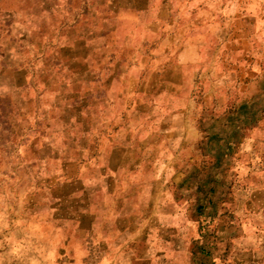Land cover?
Here are the masks:
<instances>
[{
  "label": "rangeland",
  "instance_id": "374dc122",
  "mask_svg": "<svg viewBox=\"0 0 264 264\" xmlns=\"http://www.w3.org/2000/svg\"><path fill=\"white\" fill-rule=\"evenodd\" d=\"M115 2L189 19L203 48L190 114L170 116L174 160L112 193L92 184L91 144L129 120L87 130L77 89L49 81L69 66L49 40L23 44V4L0 0V264H264V0ZM168 237L184 240L173 259Z\"/></svg>",
  "mask_w": 264,
  "mask_h": 264
},
{
  "label": "crops",
  "instance_id": "0c3cea01",
  "mask_svg": "<svg viewBox=\"0 0 264 264\" xmlns=\"http://www.w3.org/2000/svg\"><path fill=\"white\" fill-rule=\"evenodd\" d=\"M8 1L23 4L18 18L22 25L14 28L23 44L35 38L43 47L49 40L54 62L62 60L70 68V75L50 79L40 72L39 83L49 79L74 86L76 95L71 98L83 100L81 111L70 104L74 114H86L88 118L124 115L129 120L115 128L104 126L103 130L114 136L91 144L92 149L98 147L92 151L90 147L87 154L98 165L88 177L94 180L92 184L101 187V178L103 187L112 193L125 187L128 179L158 177L152 170L158 172V165L174 160L175 132L170 116L190 114L191 87L195 83L192 68L205 64L201 60L203 48L193 37L189 19L179 20L175 12L158 8H150L143 17V11L119 2L112 5V0ZM192 46L199 51L193 58ZM179 99L189 101L172 108ZM87 130L95 131L90 118ZM183 135L179 134L182 140ZM180 243L183 247V239L168 237L166 257L173 259Z\"/></svg>",
  "mask_w": 264,
  "mask_h": 264
}]
</instances>
